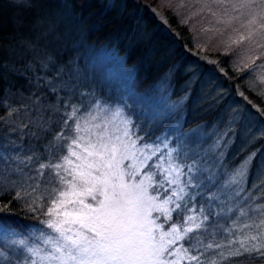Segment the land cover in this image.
Returning <instances> with one entry per match:
<instances>
[{
	"label": "rangeland",
	"instance_id": "rangeland-1",
	"mask_svg": "<svg viewBox=\"0 0 264 264\" xmlns=\"http://www.w3.org/2000/svg\"><path fill=\"white\" fill-rule=\"evenodd\" d=\"M10 1L29 5V0ZM133 1L165 28L171 23L187 28L194 47L188 52L197 63L188 69L189 81L177 84L171 71L155 87L137 91L134 70L124 57L114 49L90 46L82 55L84 66L76 56L71 68L81 90L56 87L83 97L75 102L66 98L64 103L72 108L63 123L57 125L59 102L45 121L42 114L34 118L31 110L8 103L12 95H7L6 112L0 116V196H8L14 205L21 202L30 214L44 213L45 224L23 233L0 222V264H61L48 259L66 256V250L54 253L56 242L64 240L48 224L63 217L48 212L66 187L61 178L71 179L64 157L77 162L70 153L81 154V148L71 146L73 139L95 141L98 135L120 147L116 159L125 184L146 189L142 208L150 209L148 220L169 233L172 227L182 229L174 234L180 239L166 243L170 251L165 259L197 264L199 257L206 261L212 254L264 248V111L254 101L264 104V5L259 0ZM176 37L181 39L179 33ZM238 76L251 97L237 83ZM44 123L49 125L47 136L42 134ZM75 124L82 130H74ZM155 135L160 144L149 139ZM179 151L187 164L177 159ZM151 165L159 170L147 171ZM165 175L173 191L164 200L154 189L161 188ZM184 175L191 180L189 186L182 181ZM127 195L135 199L138 190L130 187ZM157 205L170 211L157 210ZM181 211L185 223L179 222ZM151 227L146 223L141 237L146 245L158 242L148 239ZM188 228L192 231H184ZM153 235L159 237L158 232Z\"/></svg>",
	"mask_w": 264,
	"mask_h": 264
},
{
	"label": "trees",
	"instance_id": "trees-1",
	"mask_svg": "<svg viewBox=\"0 0 264 264\" xmlns=\"http://www.w3.org/2000/svg\"><path fill=\"white\" fill-rule=\"evenodd\" d=\"M140 11L133 0H29V5L0 0V116L6 112L4 100L12 95L8 103H18L19 107L31 110L34 118L42 114L45 121L53 117L52 108L59 102L61 110L57 113L62 116L57 125L63 123L65 112L72 108L70 103H64L66 98L75 102L83 97L56 87L81 90L72 77L71 68L76 56L83 59L81 65L84 66L82 55L87 54L90 46L114 49L124 57L126 65L134 70L133 85L137 91L155 87L171 71L177 84L188 82L191 75L188 69L197 63L188 52L194 47L187 28L175 23L165 28L154 15ZM177 32L181 39L176 37ZM226 71L231 74L230 69ZM239 76L237 83H241V89L251 97L248 95L251 91ZM254 101L264 111V104ZM43 127L42 134L47 136L49 125L44 123ZM50 131L53 132L51 128ZM149 139L160 144L161 138L157 135ZM179 153L175 154L177 159L187 164L188 160ZM256 165L250 169L251 173ZM155 170L159 169L152 165L147 169ZM182 181L186 186L192 184L185 175ZM162 182L161 188H155L154 192L165 200L172 193L173 184L166 175ZM12 201L8 196H0V222L5 227L32 233L44 226V213L30 214L21 202L14 205ZM179 214V222L185 223V212ZM159 220L164 223L166 218L159 217ZM194 251V254L199 253ZM202 258L199 257L197 264H264V248L226 256L212 254L206 261Z\"/></svg>",
	"mask_w": 264,
	"mask_h": 264
},
{
	"label": "snow or ice",
	"instance_id": "snow-or-ice-1",
	"mask_svg": "<svg viewBox=\"0 0 264 264\" xmlns=\"http://www.w3.org/2000/svg\"><path fill=\"white\" fill-rule=\"evenodd\" d=\"M259 2L264 5V0ZM74 130H82L81 125L75 124ZM71 146L81 148L80 155L74 150L70 153L78 163L68 155L64 157L65 164L71 166L67 169L71 179L61 178L66 187L59 190L48 212L49 216L63 217L50 222L48 227L64 240L63 244L56 242L54 253L66 250V256L51 255L48 259L59 260L61 264L67 261L73 264H179L165 259L164 254L170 251L166 243L172 245L180 239L174 234L182 229L172 227L169 233L148 220L150 209L142 208L146 189L142 185L125 184L124 173L119 171L120 160L116 156L120 147L103 135H98L95 141L76 137ZM65 164L55 167L62 168ZM130 187L138 190L135 199L128 198ZM87 198L92 202L86 203ZM155 207L166 214L170 211ZM146 223L153 225L147 229L148 239L157 243L146 245L141 239ZM153 232H158L159 237ZM168 236L173 238L166 241Z\"/></svg>",
	"mask_w": 264,
	"mask_h": 264
}]
</instances>
